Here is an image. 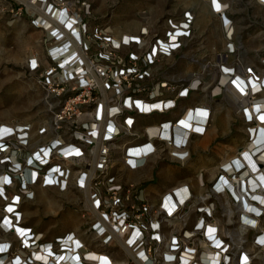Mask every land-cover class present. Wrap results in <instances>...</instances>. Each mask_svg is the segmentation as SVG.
Segmentation results:
<instances>
[{"label":"built area","instance_id":"obj_1","mask_svg":"<svg viewBox=\"0 0 264 264\" xmlns=\"http://www.w3.org/2000/svg\"><path fill=\"white\" fill-rule=\"evenodd\" d=\"M210 7L224 48L204 82L196 74L166 75L164 67L194 36L191 9L168 17L161 34L144 25L116 35L89 0H0V14L39 34L25 72L45 107L37 125L0 124V264H264L263 183L237 157L213 179L199 171V194L175 184L149 197L139 189L142 174L129 175L159 161L184 166L193 139L211 122L209 106L194 103L199 92L234 96L246 142H256L258 131L264 139V67L224 62L236 51L230 6L210 0ZM198 107H207L204 120L194 119ZM263 144L252 152L258 174ZM225 178L240 179V188ZM38 187L80 206L77 231L47 239L26 224L21 207L38 197ZM237 192L250 205L240 204Z\"/></svg>","mask_w":264,"mask_h":264},{"label":"rangeland","instance_id":"obj_2","mask_svg":"<svg viewBox=\"0 0 264 264\" xmlns=\"http://www.w3.org/2000/svg\"><path fill=\"white\" fill-rule=\"evenodd\" d=\"M89 1L95 17L102 25L111 26L116 35L135 33L144 25L151 32L161 34L168 17H177L185 9L193 10L194 36L186 48L165 61L166 75L183 79L189 76L187 74H196L204 82L211 79L215 64L220 62L216 55L224 48V42L220 23L211 15L210 0ZM222 1L230 6L229 16L235 26L236 50L224 62L230 66L236 67L240 63L241 66L263 70L264 66L260 64V59L264 58V5L257 0H254L255 3L252 0ZM38 38L39 34L25 20L11 19L0 14V124L37 125V122L45 117V107L41 102L42 93L34 79L25 72L27 56L39 49ZM208 92V90L206 93L199 92L194 96V103L212 108L213 121L210 122L206 135L201 137H206V140L193 139L189 160L184 166L172 164L177 167H174L170 174L165 170L169 165L164 162L159 161L154 167L153 165L146 167L147 177L144 175L139 187L145 195L154 196L145 192L147 183L153 181L152 173L174 185L187 183L194 193L199 194L202 189L198 188L196 174L202 170L208 180L213 179L219 166L224 162L225 155L231 154L227 158L235 156L239 148L247 144L243 123L237 114L235 97L229 93H222L211 98ZM199 161L202 162V167H193V163ZM213 167L216 169L211 174L210 169ZM37 191L38 197L21 207L22 217L27 225L42 232L47 239L78 228L77 216L80 206L67 202L65 199L68 195L57 194L56 191L49 189ZM46 201H50L53 206H48Z\"/></svg>","mask_w":264,"mask_h":264},{"label":"bare ground","instance_id":"obj_3","mask_svg":"<svg viewBox=\"0 0 264 264\" xmlns=\"http://www.w3.org/2000/svg\"><path fill=\"white\" fill-rule=\"evenodd\" d=\"M264 71V70H263ZM190 75V74H189ZM229 81V79L226 77V76H222L221 77V84L224 85L225 83H227ZM204 87V86H203ZM202 92H205V90L203 88H201ZM243 93H242V99L241 101L242 102H246L249 98H250V95H249V88L248 89H242ZM248 91V92H247ZM209 97L211 98H214L218 95V89H215L212 94L210 93H207ZM261 96H264V91L260 93ZM247 98V99H246ZM243 104V103H242ZM199 106H204L203 104L199 105ZM199 109L195 112V116H194V119L197 121V120H200V118L202 120H204L205 116L208 114L207 111H203L205 109H207V107H205V109L203 107H198ZM201 108V109H200ZM209 110H210V114L208 115V120L211 119L212 117V108L209 106L208 107ZM26 123H10V124H5L7 126H22V125H25ZM258 124V123H257ZM259 126V124H258ZM207 130V129H206ZM252 131V136L254 137L255 136V133H256V128H254ZM206 133V132H205ZM259 133V136L262 137V133L261 131H258ZM204 135V134H203ZM202 135V136H203ZM201 136V137H202ZM261 137L257 138L256 139V142L254 143H250V142H247V144L242 148V150L240 152H238V156L237 154L233 157H230V158H234V157H237V160L240 161V163L242 164V166H245L247 168V170L250 172V174H254L256 173V177L257 179L263 183V184H260V190H259V193L263 192L264 193V173L262 174L261 172L258 174V165L261 163L258 159H256L255 157H253V150L254 148H256L257 144H261L262 141L264 139H261ZM46 138L42 137V140H45ZM264 146V144L262 145ZM261 148V146L257 149L259 150ZM185 151H182V153H184ZM233 153V152H232ZM231 154H228V155H225V157L227 156H230ZM188 159H189V156H188ZM261 161L263 162L264 161V155H262L260 157ZM69 161H72L71 158L68 159ZM84 160V158H80L78 161L79 163L78 164H82V161ZM230 159L224 161L223 163H221L220 166L222 167H228L229 166V169H230V162H229ZM188 161V160H187ZM186 161V162H187ZM184 164V162H183ZM219 166V167H220ZM145 168H143L142 170H144ZM228 169V170H229ZM140 170V171H142ZM215 171V167L211 168L210 169V172L211 174H213V172ZM230 171V170H229ZM219 172V168H218V171H217V174ZM79 173V172H78ZM216 174V175H217ZM215 175V176H216ZM210 180V179H209ZM225 182H227L228 184H231L232 186L234 187H238V189L240 188L241 186V180L238 179V178H234V179H227L225 178L224 180ZM197 185H198V182H197ZM190 187V185H188L187 183H179V185L177 184V187ZM198 188L202 189L199 185H198ZM37 189H41V190H44L42 189L41 187H38ZM47 190V189H46ZM167 194H169V191L167 192ZM237 194L240 196V204H244V206H248L250 205V203L248 202V200L246 199V196L244 194H241L239 192H237ZM42 200V199H41ZM44 200V199H43ZM42 200V201H43ZM49 202V203H48ZM47 205L48 206H53V204L50 202V201H46ZM262 206H264V198L262 200ZM93 209V208H92ZM250 215L249 214H246L244 213V219L247 220L249 219ZM260 241H264V236L260 239ZM245 264H248V263H245Z\"/></svg>","mask_w":264,"mask_h":264},{"label":"crops","instance_id":"obj_4","mask_svg":"<svg viewBox=\"0 0 264 264\" xmlns=\"http://www.w3.org/2000/svg\"><path fill=\"white\" fill-rule=\"evenodd\" d=\"M252 2H254L255 3V1L254 0H252ZM205 3H206V5H208V2L207 1H205ZM201 15V14H200ZM211 15H213L212 13H211ZM214 16V15H213ZM199 19V18H198ZM204 19H205V16H204ZM203 19V20H204ZM187 75H189V74H187ZM212 116H213V112H212ZM211 119H212V117H211ZM211 121H213V120H211ZM207 131L208 130H206L205 132L207 133ZM206 133H204V135H203V137L206 135ZM197 138H200V139H202V141H203V139H204V141L206 140L205 138H201V137H197ZM201 145V144H200ZM200 147V146H199ZM234 151H236V150H234ZM233 151V152H234ZM228 157V156H227ZM227 157H225L224 159H223V161H226V160H228L229 158H227ZM231 157H233V156H231ZM188 160V155L186 156V158H184L182 161H181V163H185L186 161ZM202 162H198V163H193L194 164V166L193 167H195V168H197V167H199V168H201L202 167V165L203 164H201ZM192 164V165H193ZM205 166V165H204ZM174 167H177V166H174V165H169V166H167L166 168H165V170L167 171V173H172L173 172V168ZM216 169V168H215ZM147 170L145 169V170H143V171H141V172H138V173H132L131 175H130V173H129V175L131 176V177H133V178H139L140 177V173L142 174V176H143V178H144V175H145V177H147L146 175H147V172H146ZM151 176H152V178H153V181H151V182H149V183H147V185H146V189H145V192L146 193H148V194H152V195H154V196H152V197H155V196H157V195H159L161 192H163L164 190H166V189H168V188H170L171 186H173L174 184L173 183H168V182H165L163 179H159V177L160 176H156L154 173H152L151 174ZM156 178H158V179H156ZM157 181V182H156ZM156 182V183H155ZM78 217V216H77ZM79 219V218H78ZM79 224H80V221H79ZM78 228H79V226H78ZM78 228H76V229H72L71 231H77V229ZM69 231V230H68ZM66 232V231H65Z\"/></svg>","mask_w":264,"mask_h":264}]
</instances>
